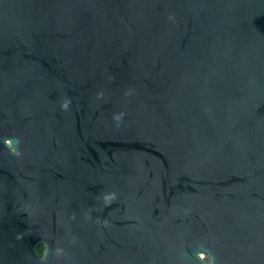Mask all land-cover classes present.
Masks as SVG:
<instances>
[{
  "label": "water",
  "instance_id": "water-1",
  "mask_svg": "<svg viewBox=\"0 0 264 264\" xmlns=\"http://www.w3.org/2000/svg\"><path fill=\"white\" fill-rule=\"evenodd\" d=\"M0 264H264V0H0Z\"/></svg>",
  "mask_w": 264,
  "mask_h": 264
},
{
  "label": "trees",
  "instance_id": "trees-1",
  "mask_svg": "<svg viewBox=\"0 0 264 264\" xmlns=\"http://www.w3.org/2000/svg\"><path fill=\"white\" fill-rule=\"evenodd\" d=\"M38 251H39V253L42 252V246L41 245L38 247Z\"/></svg>",
  "mask_w": 264,
  "mask_h": 264
},
{
  "label": "clouds",
  "instance_id": "clouds-1",
  "mask_svg": "<svg viewBox=\"0 0 264 264\" xmlns=\"http://www.w3.org/2000/svg\"><path fill=\"white\" fill-rule=\"evenodd\" d=\"M66 106H67V105H65V107H66ZM105 199H106V201H107V200H108V197H106Z\"/></svg>",
  "mask_w": 264,
  "mask_h": 264
}]
</instances>
